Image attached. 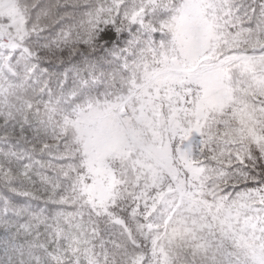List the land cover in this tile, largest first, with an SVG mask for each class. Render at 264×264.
Wrapping results in <instances>:
<instances>
[{"label":"snow or ice","instance_id":"obj_1","mask_svg":"<svg viewBox=\"0 0 264 264\" xmlns=\"http://www.w3.org/2000/svg\"><path fill=\"white\" fill-rule=\"evenodd\" d=\"M0 264H264V0H0Z\"/></svg>","mask_w":264,"mask_h":264}]
</instances>
